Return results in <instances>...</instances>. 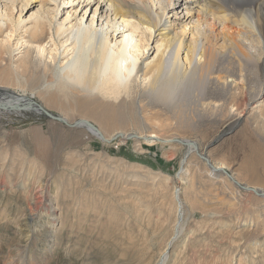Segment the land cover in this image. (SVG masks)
Here are the masks:
<instances>
[{"label": "bare ground", "instance_id": "1", "mask_svg": "<svg viewBox=\"0 0 264 264\" xmlns=\"http://www.w3.org/2000/svg\"><path fill=\"white\" fill-rule=\"evenodd\" d=\"M10 1L11 7L4 5L0 8V61L8 59L10 71L7 69L9 74H6L16 78L15 81L12 79V86L15 83L21 93L0 88V109L45 115L65 127L77 129L83 135V142L95 140L108 145L110 142L134 140L149 145H167L174 152L186 148L175 175L180 184L174 185L171 192L175 203L173 234L161 248L157 264H164L170 252L178 246L181 249L185 247L186 240L180 241L186 205L182 191L193 187V178L186 177L189 174L186 167L190 157L196 154L207 167V174L214 181L212 184H223L221 187L225 190L229 186L234 188V194H230L234 204L228 208L232 218L243 212V217L236 218V221L215 223L218 224V233L224 236L235 233L231 236L239 240L243 239L245 232L252 237L257 236L252 244L261 250L260 253L264 252V0H174L177 5L167 0L163 3L161 0ZM177 6L183 9L181 15L175 11ZM34 7L36 11L24 20L21 14ZM15 8L20 10L17 18L12 16L11 9ZM191 106L193 114L198 112L217 119L222 130L233 132L243 124L244 130L240 131L238 138L243 139L244 154L240 163L235 164L239 172L245 174L233 172L231 166L207 156L208 148L224 137L221 130L214 137L206 138L205 149L200 150L196 139L175 132L161 137L158 132L147 129L168 127L164 123L166 121H159L158 109L172 112L179 125L190 129L191 125L183 113ZM23 150L13 155V151L9 153L0 147V222L19 223L20 229V241L13 248L9 247L11 256L6 257V264H49L50 256L59 247L71 259L84 251L89 255L91 242L89 247L79 244L78 234L76 231L73 234L75 218L67 222L65 213L69 212L65 210L63 214L59 210L57 189L52 194L49 189L53 183L40 173L43 164L36 157H26L25 152L30 156L25 151L26 147ZM64 160L71 159L67 157ZM57 163L58 160L53 159L51 166L56 167ZM76 164L65 165L66 170L73 172L69 179L77 177ZM166 180L168 184L169 179ZM226 182L229 186L226 184L225 188ZM250 182L253 186L249 185ZM140 183L138 178L137 181L131 180L135 187ZM65 184L60 188L64 190L60 193L63 197L70 183ZM18 190L23 192L27 201L31 198L23 209L17 204L13 208L11 206L14 197L11 198L10 193ZM79 195L84 201L85 196ZM242 195L251 199L243 201ZM91 197L99 198L95 193ZM6 198L8 201L3 202ZM81 201L78 215L85 214L82 211L87 210ZM211 209V213L219 215L228 211L221 203ZM209 210L203 211L211 214ZM100 213L95 207L91 218L100 219ZM77 217V231L82 227L87 231V224L94 222L80 221ZM145 217H154L149 207ZM64 231L66 238H62ZM263 258L264 253L256 261L234 251L229 264H262Z\"/></svg>", "mask_w": 264, "mask_h": 264}, {"label": "rangeland", "instance_id": "2", "mask_svg": "<svg viewBox=\"0 0 264 264\" xmlns=\"http://www.w3.org/2000/svg\"><path fill=\"white\" fill-rule=\"evenodd\" d=\"M163 1L165 0H161L162 3ZM167 2H172L176 5L178 4L177 1L174 0H167ZM164 4H166V2H164ZM4 5L11 7V1L0 0V8H4ZM94 7L95 5L93 4L92 10L94 9ZM36 9V7L32 8L26 14H21V17L25 20L28 15L35 12ZM11 11L13 18H17L20 10L15 8L11 9ZM175 11L180 14V11H183V9H180V7L177 6ZM2 66H4V69ZM8 66H10L8 59L0 61V88L6 87L8 91L21 93V89L18 88L15 83L12 86V81H15L16 78L11 74L10 76L7 75L10 71V67ZM2 72L4 74H7L4 75ZM9 78L11 81L9 80ZM6 85H8V88ZM191 109L192 106L191 108H186L185 113H183L184 119H187L191 125L190 129H185L182 125H179L177 119H175V114H173L172 112L168 113L166 111H159V109L157 110L158 119L159 121H161V119L166 121L164 123L168 124V127L164 126L163 128L160 127L159 129L147 127V129H152L156 133L158 132L161 137L171 136V133L175 132L178 135L181 134V136H186L190 139H196L198 140L197 143L199 142L198 146L200 150L204 148V142L206 138L210 139L217 135L218 132L220 133L222 131V134H225L224 137L221 140L214 142L212 147L208 148L209 150H207L206 152L207 156L213 158L216 161L224 162L227 166H231L230 170L233 172L236 171L238 173L245 174L243 173V171L239 172V167L237 166L244 154V149L242 148L243 144L241 142V140L243 139L238 138V134H240V131L244 130L242 128L243 124L237 127L236 130L234 129L233 132L222 130L217 119H213L210 117L208 118V116L206 117L207 114H204V116L201 113L198 114V112H194L193 114ZM187 111L189 112L188 114ZM51 113L56 116L58 115V113L55 111H52ZM198 115L199 117L201 115V118H198ZM192 117L194 118L192 119ZM0 132V147H4L6 150H9V153L10 151H13V155L20 149L22 151L26 147L25 151H28L30 155L28 156L27 152H25L24 154L26 157H30V159L36 157L39 159L41 165L43 164L40 169V173L43 176H46L45 178H48V180L53 183L52 186H50L51 188L49 189V191L52 192V194L56 192V189L58 191L57 195L59 196L57 198L58 200L56 204L58 205L59 210L63 214L65 210L69 212L68 214L65 213L67 222H70V220H73V218H75V220H73V234L75 235V231L78 234L79 244L82 247H87V245L89 247L91 242L92 246H90L89 248V255H86L84 251L83 254L77 253L75 257L71 259L65 254L63 249L59 247L57 248V250H55L57 254H55L54 252V254L50 256L49 264H157L161 248L173 234V223L175 221V203H173L174 201L171 197V192L174 185L179 186L180 184L176 176L179 169V163L184 155L183 153H185L186 151V148L183 147L174 152L171 151L167 145L163 146L159 143H151L149 145L147 142H135L134 140H127L124 143L123 141H121V143L110 142L108 145L100 144L95 140H88L86 142H83L81 140L83 135L77 129L65 127L59 124V122L49 119L45 115H37L32 111H6L0 109ZM255 137L259 140L258 136L255 135ZM42 138H44L45 140L43 139V141H41ZM46 139H49L50 142L49 140H47L46 142ZM1 142L4 144V146ZM30 143H32V147H30ZM40 144L42 145V147ZM18 145H21L22 147H18ZM138 146L139 148H137ZM38 147L39 150L37 149ZM54 150L56 152H54ZM165 154L168 155L166 157L164 156L165 159H162L163 155ZM67 157L71 160H64ZM197 157H199L197 156V154L190 157V162L188 161L190 164L187 162L186 167V170L187 168H189V170L191 169L190 171H187V173L189 174L188 176L186 174V177L188 179L193 178V187L191 190H188L189 192L187 190L182 191V198L186 202V205L184 206V231L181 232L183 236H180V241H182L183 239L186 240V244L184 247L185 249H181L178 246V248L172 250V252H170L169 259H167L164 264H229V257L231 254H233L234 251H236L243 257L258 261L260 255L264 252L260 253L261 250H258V248L255 247L254 244H252V241L256 240L257 236L252 237L245 232V235H243V239H241V241L239 240V238L231 236L235 233L225 236L221 233H218V224L215 223H220L222 221L229 222V220L234 219L232 218L233 214L231 213V211H229V209H231L230 207H232L234 204L233 200L231 201L230 199V197L232 196L230 194H234V188L230 187L227 182L224 184L225 188L229 186L227 190L221 187V185L223 184H212V182L214 181L211 180V177L207 174V167L204 165L201 159ZM95 158L97 161L95 160ZM53 159L58 160L56 167L51 166L53 165ZM71 162H77V164L74 166L78 178L72 177L69 179L70 175H72L73 172L66 170L65 165H68ZM120 163L122 164V166ZM104 165L109 166L105 167ZM112 167L114 168L113 170ZM144 170L157 176H152L150 175V173L148 174ZM193 172L194 175L192 174ZM160 174L163 176H161ZM130 176L137 177H134L132 179L130 178ZM155 177H158V180ZM137 178L138 182H141V185L139 184L138 187H135L131 184V180L137 181ZM166 178L169 179L168 184H166ZM74 180H77V183H75ZM152 181H154L153 185ZM143 182L145 184H143ZM60 183H64V185H66L65 183H70L67 186V194L64 197L61 195L64 190H60L61 186H63L64 188V185ZM249 185L253 186L251 182ZM145 186H148L149 190ZM140 188L142 190H140ZM146 189L148 193H145L147 195L149 194L150 196H147L145 193L143 194V191H146ZM216 190L218 191L216 192ZM7 191L8 189H6V192ZM34 192L36 191L34 190ZM129 192L132 195L129 194ZM140 192L142 193L140 194ZM223 192L224 194H220ZM94 193L97 194L99 198H92L91 196ZM188 193L190 194V196H192L191 198H189L190 196ZM79 194L85 196L84 201L80 200ZM142 194L144 196H142ZM183 194L185 196L187 195L186 197L188 198V200ZM10 196L11 198L14 197L11 202L12 208L15 206V204H17L21 209L22 207H25L31 199L28 198L27 201V199L23 196V192L19 190L15 191V193L13 194L10 193ZM241 198L243 199V201H248L251 199L246 195H242ZM190 199L191 201H189ZM6 201H8L7 198L3 200V202ZM79 201H81V204H83L87 208V210L82 211L85 214L78 215L79 213H77L78 210H80L78 208ZM229 201L232 203H230ZM192 202H195V204ZM189 203L191 206L189 205ZM217 203H221L223 206H225L226 209L229 208L228 211H225L221 215L211 213V208H214V206L216 207ZM211 204L214 205L212 206ZM147 205H149L148 207L154 215V217L151 219L145 217L148 209ZM187 205L189 207H187ZM95 207L101 213L100 219L93 220L91 216L93 215V209ZM206 209H208L211 214L204 213ZM136 213H139L140 215L138 214L137 216ZM104 214L105 216H102ZM77 216H79L80 221L86 222V220H92L94 222L92 225L89 223L87 224V231L84 227L78 229L77 231L75 227L78 224ZM239 217H243V212L239 213V215L235 217V219ZM207 218H209V220H206ZM210 218H213L212 221L210 220ZM235 219L234 221H236ZM158 221H160L159 224ZM84 222L82 223L84 224ZM42 223L43 222L41 221L40 224ZM190 228L191 230H189ZM19 231V223L17 224L15 222H0V264L7 263L6 257L11 256L9 247L13 248L16 244H18L17 242L20 241L18 236ZM192 231L194 232L192 233ZM208 234L210 237L208 236ZM217 234H219L220 236ZM62 236V238H66L67 233L65 231L62 232ZM244 236L246 237V239L244 238ZM258 240L259 242H261L260 237H258ZM180 241L177 244H179ZM229 248L230 250H228ZM263 263L264 260L262 261V264Z\"/></svg>", "mask_w": 264, "mask_h": 264}]
</instances>
